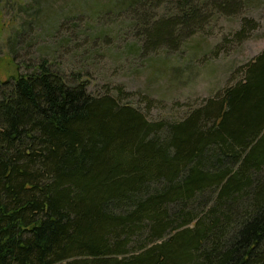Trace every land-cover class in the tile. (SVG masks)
<instances>
[{
    "label": "trees",
    "instance_id": "obj_1",
    "mask_svg": "<svg viewBox=\"0 0 264 264\" xmlns=\"http://www.w3.org/2000/svg\"><path fill=\"white\" fill-rule=\"evenodd\" d=\"M252 1H99L87 38L123 15L127 57L176 53ZM30 69L0 80V264H264V52L169 124Z\"/></svg>",
    "mask_w": 264,
    "mask_h": 264
},
{
    "label": "rangeland",
    "instance_id": "obj_2",
    "mask_svg": "<svg viewBox=\"0 0 264 264\" xmlns=\"http://www.w3.org/2000/svg\"><path fill=\"white\" fill-rule=\"evenodd\" d=\"M99 1L0 0V80L32 72L45 60L73 84L87 85L90 95H110L150 122L169 124L236 85L241 69L264 52V0H253L235 17H220L204 33L184 39L176 53L134 59L127 57L138 40L134 30L123 27L118 39L112 37L117 25L128 24L126 16L101 19L89 31L105 32L104 40L89 43L86 29ZM243 18L253 20L255 29L238 43ZM26 22L31 24L22 29ZM75 74H81L79 83Z\"/></svg>",
    "mask_w": 264,
    "mask_h": 264
}]
</instances>
